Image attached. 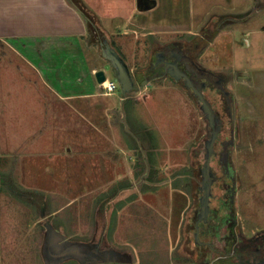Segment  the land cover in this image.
<instances>
[{
    "label": "crops",
    "instance_id": "obj_1",
    "mask_svg": "<svg viewBox=\"0 0 264 264\" xmlns=\"http://www.w3.org/2000/svg\"><path fill=\"white\" fill-rule=\"evenodd\" d=\"M82 1L92 13L93 20L90 24L70 0H0V63L10 70L12 68L16 77L19 73L24 76L20 78L21 80L26 79L24 85L20 79L18 80V83L22 84V87L17 88L23 97L22 100L30 99L35 105L43 100L50 110L69 109L79 115L86 128L90 127L91 131L100 134L103 147L94 154L98 155V158L92 161L96 163V167H91V161L84 162V167L88 168L87 179L83 181L88 188L86 193L90 195L98 191L117 193L124 186L130 191H137V196H133L135 202H142L150 210H158L156 204L153 207L145 200L156 197L155 190L159 187L168 186V200L159 204L165 211L159 210V216L154 217L155 221L161 218L163 222L161 230L165 232L168 241L164 258L169 262L164 263L165 260H162L161 264H222L218 257L221 252L229 253L241 238L245 240L257 233L264 234V227H253L246 221L244 215L236 208L237 197L233 196L232 188L226 179L221 178L217 182L220 177L217 178L215 173V168L219 167L218 163L213 161L215 155L211 156L209 162L211 175L208 181L212 179L209 184L211 194L207 202L209 211L204 215L201 202L205 194L203 190L204 174L207 173L205 163L209 153L208 142L213 134L207 142V153L199 169L194 162L197 161L201 150L191 147V144L194 146L192 140L183 142L188 152L186 167L170 169L173 165H169L168 158L166 163L169 170H164V157L167 156L165 152L170 146V143L164 145V142L169 138H165L157 128L156 119L148 116L152 112L149 100L154 98L158 89L157 82L168 81L172 83V87H180L191 95L192 102L194 100L198 105L196 106L198 119L199 109L207 118L199 95L193 96L190 88L184 84L183 77L171 70L168 71L167 67V72H164L163 64L166 60L162 61L159 57H163L162 54L170 50L168 48L179 47L181 42L189 43L190 37L195 35V26L200 22L199 19L203 20L209 13L202 17L198 16L195 0ZM218 15V21L215 20L213 23L222 25L228 21L225 15ZM208 25L212 27V23ZM92 31L95 35L93 38L96 39L92 45L96 46L99 56L91 65L89 63L91 53L87 47L89 37L93 35ZM131 36L135 47L148 44L153 47L152 52L148 51L137 58V54L125 51L124 42L127 38L131 39ZM180 36L183 37L182 40L168 44ZM209 37L211 34L204 36L203 41H209ZM164 43L168 45H163ZM192 43L194 45V41ZM13 56L18 61L15 67L10 60ZM101 61L104 63L95 67V64ZM131 61L135 62L134 66ZM113 63L114 66L121 63L126 66L130 79L127 77L125 86L120 83L118 69L112 65ZM105 65H108L115 74L123 91L118 101L107 99L115 97L118 82L116 81L115 93L108 95L105 88L102 90L104 86L98 79L100 70L105 72L106 80L109 79ZM203 69L212 72L208 80L213 82L215 72L205 67ZM217 79L214 84L218 82ZM222 81L224 85L227 82H234L231 71ZM203 96L212 108L209 96L206 97L204 94ZM29 109L35 111L32 103ZM214 113L216 117V110ZM207 120L212 129L208 118ZM220 130L219 128L216 140L219 138ZM192 133L193 130L188 136L190 139ZM104 142L109 145L106 147ZM100 160L102 162L107 160L112 171L107 173L112 177L106 181L96 180L104 174L102 168L97 165ZM219 165L222 166L221 163ZM226 167L231 170V164L228 163ZM195 168L200 176H196ZM216 186L219 188V195L214 193ZM96 189L98 190L95 191ZM44 192L47 191L45 189L38 191ZM77 198L71 196L66 204L74 205ZM51 199L50 206L52 202L57 201L52 199L51 202ZM108 201L104 200V205H100L99 211L96 210L95 215L99 220L95 219L88 229L71 227L72 230L68 234L70 240L59 232L60 227L56 230L51 228L45 230L42 241L44 263L73 264L76 261L79 264H108L110 263L108 261L118 259L121 261L120 264H153L144 262L142 254H138L136 250L124 248L130 246L126 241L117 240L123 222L120 218L123 211L122 207H115ZM215 203H219L218 208ZM128 204L131 205L132 202ZM63 207L64 205L57 209L50 207L47 218L55 217ZM109 209L113 211L111 224ZM150 227L158 237L156 226ZM74 238L75 241H72ZM95 239L102 244L105 243L102 258L94 252L87 251V245ZM95 251L98 253L96 249ZM253 260L251 257L249 262Z\"/></svg>",
    "mask_w": 264,
    "mask_h": 264
},
{
    "label": "rangeland",
    "instance_id": "obj_2",
    "mask_svg": "<svg viewBox=\"0 0 264 264\" xmlns=\"http://www.w3.org/2000/svg\"><path fill=\"white\" fill-rule=\"evenodd\" d=\"M195 10L201 17L209 13L204 21L199 17L194 38L189 39L190 45L193 41L198 44L200 65L212 69L216 79L225 78L231 71L235 82L224 85L229 96L214 92L209 95L221 129L214 147L217 153L213 161L219 166L215 168L216 177L228 181L233 196L237 197L236 208L246 221L253 227H264V0H195ZM218 14L225 15L228 21L222 25L213 23ZM209 23L212 27H208ZM207 34H211L209 41H203ZM93 36L94 33L89 37L87 47L91 53V65L99 56L96 46L92 45L96 42ZM182 38L177 37L168 44ZM152 49L148 44L135 47L132 36L124 42V50L137 54V58L148 51L151 53ZM10 60L12 66H17L14 56ZM103 63L99 62L95 67ZM131 63L134 66L135 62ZM104 68L109 79L118 82L110 67L105 65ZM22 77L23 74L19 73L16 77L12 68L10 70L0 63V264H45L42 257L44 231L60 227L59 232L70 240L68 234L71 227L88 229L99 220L95 213L106 199L115 207H122L120 218L123 222L117 240L126 241L132 247L124 248L142 254L144 262L161 264L165 260L168 241L161 230V218L155 221L154 217L159 216V210L165 211L159 204L168 200V186L155 190L157 198L154 196L145 200L153 207L156 204L158 210H150L142 202H135L133 196L137 191H130L124 186L117 193H86L88 188L83 181L87 179L88 168L84 167V162L91 161V167H96L92 161L98 158L94 154L103 147L100 134L91 131L90 127L86 128L79 115L69 109L50 110L43 100L37 105L30 99L22 100L17 91L18 86L22 87L26 82V79H20ZM19 79L22 84L18 83ZM171 84L168 81L157 82L158 89L154 98L149 100L152 112L148 116L156 119L157 128L165 138H169L164 142V145L170 143V146L165 152L167 156L164 157L163 167L169 170L166 163L169 158V165H173L170 169L185 168L188 152L183 142L194 140L191 147L202 153L194 162L199 169L207 153L206 145L212 137V129L199 108L198 119V105L194 100L192 102L191 95ZM122 93L119 84L115 97L107 99L118 101ZM31 103L35 111L29 109ZM192 130L190 139L188 136ZM104 144L106 147L109 145L107 142ZM108 163L107 160L97 162L104 174L94 180L106 181L112 177L107 175L112 172ZM219 163L224 166L220 167ZM228 163L231 170L226 167ZM196 176H200L197 169ZM43 189L46 194L38 193ZM218 190L216 186L215 195H219ZM71 196L78 198L74 205H67ZM50 198L53 201L57 199L54 203L51 199V206ZM129 202L132 204L129 205ZM62 205L64 207L55 217L47 218L50 207L57 209ZM215 205L218 208L219 203ZM111 214L113 211L109 213L110 224L113 219ZM150 226H156L158 237ZM104 245L95 239L87 245V251L102 258ZM168 262L167 259L164 263ZM73 264L79 263L74 261Z\"/></svg>",
    "mask_w": 264,
    "mask_h": 264
},
{
    "label": "flooded vegetation",
    "instance_id": "obj_3",
    "mask_svg": "<svg viewBox=\"0 0 264 264\" xmlns=\"http://www.w3.org/2000/svg\"><path fill=\"white\" fill-rule=\"evenodd\" d=\"M179 47H172L168 48L170 50L164 52L162 56L159 58L162 61L166 62L164 65V72L166 71V67L168 71H173L177 75H179L184 84L190 88L193 96L197 97L199 93H203L206 97L211 95L213 92L217 93H224L225 95L229 96L224 89V83L221 78L218 77L217 83H213L210 79L212 72H207V70L203 69L200 65L199 55L200 50L198 49V44H192L188 42H181ZM175 69V70H174ZM167 72V71H166ZM167 74V73H165ZM170 74V73H169ZM168 74V75H169ZM190 74L192 76H190ZM208 75V76H207ZM170 76V75H169ZM171 77V76H170ZM216 76L213 77V79ZM172 78V77H171ZM192 80V81H191ZM188 82H191L188 83ZM188 83V84H187ZM196 101L199 102V99L196 98ZM218 118L215 117V129L216 131L219 130L220 124H218ZM214 132V131H213ZM217 141V140H216ZM215 141V144L217 143ZM216 150L214 151L213 156L216 154ZM223 165V164H222ZM212 180V179H211ZM209 181V184L211 183ZM221 178L217 182H219ZM214 181V179H213ZM216 183V182H215ZM203 203V202H201ZM234 249H232L229 253L221 252L219 257V261H222V264H264V234H255L249 238L240 239L238 243L234 244ZM236 248V249H235ZM254 258L253 262H249V260ZM94 258V257H93ZM248 258V259H247ZM108 264H120V260H110ZM97 263V262H96Z\"/></svg>",
    "mask_w": 264,
    "mask_h": 264
},
{
    "label": "water",
    "instance_id": "obj_4",
    "mask_svg": "<svg viewBox=\"0 0 264 264\" xmlns=\"http://www.w3.org/2000/svg\"><path fill=\"white\" fill-rule=\"evenodd\" d=\"M113 61V60H112ZM122 62V61H121ZM115 63V62H114ZM114 63L112 64L114 66ZM124 63V62H122ZM121 64H117L115 65L114 67H116L118 69V78H119V81L122 85L125 86V82L127 80V77H128V80L130 79L129 77V72H127V69H126V66L125 65H122ZM125 66V68L123 67ZM98 79L100 81V83H103L105 82L106 80V75H105V72H103L102 70L98 71ZM199 98L201 99L202 101V109L204 110V112L206 113L207 115V118L209 119L210 121V125H211V128L213 129L214 133H213V137L212 139L210 140V142H208V149H209V153H208V157H207V161L205 163V169L207 170L204 174V177H205V180H204V186H203V190L205 192L203 198H202V213L204 215H206L209 211L208 209V199H209V195L211 194L210 193V186H209V176L211 175V169H210V166H209V162H210V159H211V156L213 155L214 153V149H213V146H214V142L216 141V138L218 136V131H216L215 129V113H214V110L211 108V106L209 105V103L204 99V96L202 93H199ZM209 171V172H208Z\"/></svg>",
    "mask_w": 264,
    "mask_h": 264
},
{
    "label": "trees",
    "instance_id": "obj_5",
    "mask_svg": "<svg viewBox=\"0 0 264 264\" xmlns=\"http://www.w3.org/2000/svg\"><path fill=\"white\" fill-rule=\"evenodd\" d=\"M72 5L75 6L81 13H83L84 17H86L88 23L90 24L93 20L92 13L89 8L85 5L82 0H70Z\"/></svg>",
    "mask_w": 264,
    "mask_h": 264
},
{
    "label": "built area",
    "instance_id": "obj_6",
    "mask_svg": "<svg viewBox=\"0 0 264 264\" xmlns=\"http://www.w3.org/2000/svg\"><path fill=\"white\" fill-rule=\"evenodd\" d=\"M104 88H105V92L108 95H112L115 93L116 89H117V83L116 81L113 80H109L107 79L105 82L102 83Z\"/></svg>",
    "mask_w": 264,
    "mask_h": 264
}]
</instances>
